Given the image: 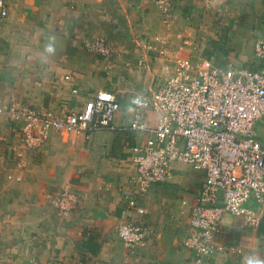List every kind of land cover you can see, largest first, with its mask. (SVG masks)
<instances>
[{"label": "crops", "instance_id": "0c3cea01", "mask_svg": "<svg viewBox=\"0 0 264 264\" xmlns=\"http://www.w3.org/2000/svg\"><path fill=\"white\" fill-rule=\"evenodd\" d=\"M0 99L19 108L64 116L81 110L98 92L110 91L121 104L112 130L91 139L79 134H52L45 146L27 150L21 121L0 115V264H192L185 247L190 233L189 206L201 190L205 174L191 171L136 195L133 147L144 136L129 129L134 117L131 100L147 92L165 61L149 46L157 39L183 33L198 39L201 53L220 67L229 64L258 70L255 43L264 35V0H172L174 23H166L149 0H0ZM57 37V53L43 52L48 35ZM105 39L117 51L110 64L84 48V41ZM147 54L152 74L137 67ZM168 65V64H167ZM70 77L69 80L66 77ZM154 125L158 115L149 111ZM264 146V118L256 123ZM9 177V178H8ZM18 178H21L18 181ZM71 186L81 207L60 215L47 198ZM147 210L135 211L150 230L146 257L125 261L118 230L129 199ZM171 214V215H170ZM239 217L227 215L216 241L226 246L210 264H242L243 256L264 258V225L243 228ZM139 253V252H138ZM137 253V254H138Z\"/></svg>", "mask_w": 264, "mask_h": 264}, {"label": "built area", "instance_id": "2783aa9c", "mask_svg": "<svg viewBox=\"0 0 264 264\" xmlns=\"http://www.w3.org/2000/svg\"><path fill=\"white\" fill-rule=\"evenodd\" d=\"M220 1L204 0L207 7ZM149 2L160 9L166 23H174L172 0ZM0 8L1 17H6L2 1ZM172 40L157 39V45L148 47L166 60L164 69L154 75L147 92L131 100L134 117L128 127L145 138L132 149L134 173L128 184L136 195H146L154 185L170 183L177 175L203 172L205 178L194 200H183L189 206L190 224L184 244L194 253L192 264H210L228 249L216 241L227 215L239 217L243 228L257 230L264 225V146L255 130L264 118V35L255 43L259 61L255 71L234 64L217 66L201 53L198 39L183 33L177 34L180 44L171 50ZM84 48L106 64L120 55L103 38L85 40ZM147 57H139L137 67L149 75L153 66ZM120 110L110 91L98 92L81 110L64 116L19 108L0 99V115L21 121L22 142L31 151L42 149L52 134L74 133L91 139L97 131L112 130ZM149 111L158 115L154 125L148 120ZM47 198L62 216L81 207V196L70 185ZM132 211L147 214L137 198L129 199L118 230L129 256L145 250L150 237L147 225L132 219ZM28 264L42 263L32 259Z\"/></svg>", "mask_w": 264, "mask_h": 264}, {"label": "clouds", "instance_id": "9594fccd", "mask_svg": "<svg viewBox=\"0 0 264 264\" xmlns=\"http://www.w3.org/2000/svg\"><path fill=\"white\" fill-rule=\"evenodd\" d=\"M57 37L55 34L48 35L43 46V52L47 57L55 56L57 53ZM242 264H264V258L258 253H250L242 258Z\"/></svg>", "mask_w": 264, "mask_h": 264}, {"label": "rangeland", "instance_id": "374dc122", "mask_svg": "<svg viewBox=\"0 0 264 264\" xmlns=\"http://www.w3.org/2000/svg\"><path fill=\"white\" fill-rule=\"evenodd\" d=\"M9 178V177H8ZM171 215V214H170ZM125 249V248H124ZM131 257H146V255H144V253L142 251H140L138 254L135 255H127L126 251H125V261L127 262V260H129V258ZM31 260H27V262L25 264H28Z\"/></svg>", "mask_w": 264, "mask_h": 264}]
</instances>
